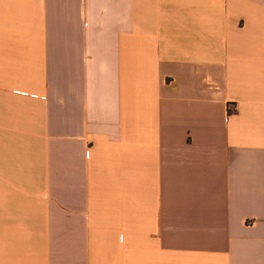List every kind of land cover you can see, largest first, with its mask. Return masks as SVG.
Segmentation results:
<instances>
[{"label":"crops","instance_id":"0c3cea01","mask_svg":"<svg viewBox=\"0 0 264 264\" xmlns=\"http://www.w3.org/2000/svg\"><path fill=\"white\" fill-rule=\"evenodd\" d=\"M0 264H264V0H0Z\"/></svg>","mask_w":264,"mask_h":264}]
</instances>
